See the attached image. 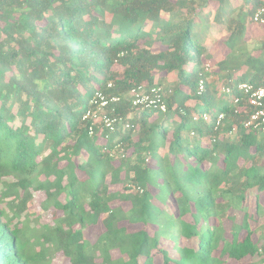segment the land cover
<instances>
[{
    "label": "trees",
    "instance_id": "obj_1",
    "mask_svg": "<svg viewBox=\"0 0 264 264\" xmlns=\"http://www.w3.org/2000/svg\"><path fill=\"white\" fill-rule=\"evenodd\" d=\"M238 1L0 0V264L57 253L68 264H264L251 224L264 213V133L243 128L218 90L264 84V41L244 38L264 0ZM211 20L229 35L208 74L217 81L198 95ZM137 85L161 87L166 112L132 106ZM100 89L119 96L110 115L129 128L88 133L82 114ZM204 112H222V125ZM36 193L50 221L31 211ZM170 198L173 211L158 204Z\"/></svg>",
    "mask_w": 264,
    "mask_h": 264
},
{
    "label": "built area",
    "instance_id": "obj_2",
    "mask_svg": "<svg viewBox=\"0 0 264 264\" xmlns=\"http://www.w3.org/2000/svg\"><path fill=\"white\" fill-rule=\"evenodd\" d=\"M251 22L258 26H264V5L254 8ZM202 69L196 85L198 95L205 91L206 84L210 82L212 77V75H208L211 70L210 62H205ZM111 86V82L106 84L107 88ZM218 90L221 96L231 99L235 106L234 112L242 115L241 125L243 128L264 133V84L255 85L247 81L231 84L218 80ZM165 95V92L159 86L137 85L129 89L126 98L136 108L164 113L167 110ZM118 101L119 96L114 93L105 92L102 89L94 91L81 118L87 123V130L90 135L94 133L95 126L99 124L103 125L109 132H113L117 128L124 130L130 127V124L123 121L121 117L110 115L113 111L111 105ZM223 117L222 112L216 115H213L212 112H204L201 115L204 122L213 121L215 127L222 125ZM234 132L235 128L230 131V134ZM191 135H193V132H191Z\"/></svg>",
    "mask_w": 264,
    "mask_h": 264
},
{
    "label": "rangeland",
    "instance_id": "obj_3",
    "mask_svg": "<svg viewBox=\"0 0 264 264\" xmlns=\"http://www.w3.org/2000/svg\"><path fill=\"white\" fill-rule=\"evenodd\" d=\"M238 2L240 3V0ZM243 8H244L243 11L246 12L248 6H244ZM228 35H229V32L226 30V28L223 25L216 23L214 20H211L210 27L206 30V35H205V37H206L205 41L206 42L205 43H206V47L208 50V54H210V56H211L208 58L207 62H210L212 64V66H214L216 64V62H218V60H220L224 57L225 50H226V46H225L224 42L227 39ZM262 36H264V31L259 29L258 25L253 24L252 22H250L249 19H247L246 30L244 32V38L248 39L249 41L252 42V41H254V38L257 39V38L262 37ZM216 77L217 76L212 75L210 82L211 81L212 82L217 81ZM188 103L193 104V100H189ZM113 153L114 152H112V154ZM115 154H116V152H115ZM120 156H121V154H119V157ZM111 188H113V186ZM43 198H44V196L42 193H36L34 195L30 209L33 212L39 213V215L42 218L41 220L47 222V221L51 220L50 212L49 211L44 212L43 210L38 208V205L40 204V202L42 201ZM261 202L264 204V196L261 197ZM254 203H255V199L253 196V192H251V195L248 196L247 201H246L247 208L251 212H253V210H254L253 209ZM158 204L164 209L167 208L169 211H173V209H174L173 200L171 198L168 200V203L166 205H162L159 202H158ZM169 205H170V207H172V209H170L168 207ZM239 216L240 215L238 214V219H239ZM187 219L190 220L191 218L189 216H187ZM251 224H252V227L255 228V234L253 235L254 239L257 241H260L261 235L264 232V213L262 215H260ZM225 225H226V227H229V222L226 221ZM87 235H89V234H87ZM227 235L229 236V232H227ZM260 242L264 247V242L263 241H260ZM188 243H190V245H196V239H193V240L189 241ZM258 258L259 257H252V258L249 257V258H245L241 261H231V260L226 259L225 264H244V263L250 262L252 260H258ZM55 260L56 261L54 262V264H68V261L58 253L56 254ZM258 264H262V263L260 262Z\"/></svg>",
    "mask_w": 264,
    "mask_h": 264
},
{
    "label": "crops",
    "instance_id": "obj_4",
    "mask_svg": "<svg viewBox=\"0 0 264 264\" xmlns=\"http://www.w3.org/2000/svg\"><path fill=\"white\" fill-rule=\"evenodd\" d=\"M258 28L264 31V26H258ZM263 41H264V36L259 37V38H257V39L254 38V42L262 43ZM218 61H219V60H218ZM216 79H218V78L216 77Z\"/></svg>",
    "mask_w": 264,
    "mask_h": 264
}]
</instances>
